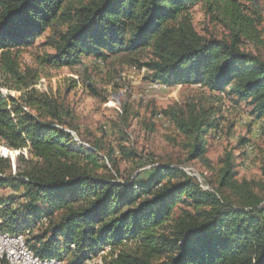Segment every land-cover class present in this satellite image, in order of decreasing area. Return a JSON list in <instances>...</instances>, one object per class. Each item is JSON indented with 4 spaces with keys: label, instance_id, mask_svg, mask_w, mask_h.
<instances>
[{
    "label": "trees",
    "instance_id": "1",
    "mask_svg": "<svg viewBox=\"0 0 264 264\" xmlns=\"http://www.w3.org/2000/svg\"><path fill=\"white\" fill-rule=\"evenodd\" d=\"M262 1L0 0L1 59L29 89L36 83L21 74L13 53L48 32L56 54L45 60L57 68L82 65L84 54L103 62L108 54L135 58L148 51L146 62L134 64L146 68L151 83L200 86L236 98L252 109L255 122H264V54L246 48H264ZM197 6L208 24L225 32L200 34ZM28 95L17 101L0 93V146L29 152L27 166L14 176L9 157L0 153V191H11L0 199V218L12 235L29 234L36 256L66 261L72 254L74 264L110 248L113 259L106 264H264V181L237 180L231 151L208 182L210 190L170 164L154 165L144 183L119 181L98 174L107 173L100 147H77L69 131L78 129L64 104L37 91ZM216 112L191 104L159 114L184 137L187 162H205L209 170L205 138L222 131Z\"/></svg>",
    "mask_w": 264,
    "mask_h": 264
},
{
    "label": "rangeland",
    "instance_id": "2",
    "mask_svg": "<svg viewBox=\"0 0 264 264\" xmlns=\"http://www.w3.org/2000/svg\"><path fill=\"white\" fill-rule=\"evenodd\" d=\"M88 1L74 0L76 5ZM260 5L264 16V0ZM193 16L194 25L203 36L215 37L225 32L208 24L200 6L195 7ZM52 36L53 32H48L32 48L13 53L21 74L36 83L29 89L10 74L0 54V93L17 101L23 97L28 100V94L34 91L58 99L72 113V122L78 130L69 133L77 147L89 152L93 151L91 145L100 147V163L107 166V173L100 172L99 175L144 183L154 175L157 167L154 165L170 164L182 167L204 189L210 190L213 186L208 182L214 180V173L221 168V159L231 151L235 157L237 180L264 181V122L254 121L248 105L237 103L233 97L212 94L200 86L163 87L151 83L146 68L140 69L134 64V60L146 62L144 55H148V51L135 58L128 54H108L103 56V62L96 55L84 54L83 64L76 68L54 67L45 60L56 54L53 46L48 45ZM246 48L264 54V48L256 50L251 44ZM32 103L38 105L34 100ZM191 104L215 108L217 119L222 122L221 134H215L213 130L205 138L206 160L212 170L199 160L187 162L184 137L177 133L170 119L159 115L170 107ZM25 111L35 114L30 108ZM0 153L9 157L13 176L19 167L27 166L28 150L11 151L0 146ZM109 156L116 162L121 177L113 170ZM9 195V189L0 191L1 200ZM19 203L21 201L15 202L13 207L18 209ZM25 219L22 214L21 221ZM72 259L74 256L70 254L66 261ZM103 259L109 258L103 255Z\"/></svg>",
    "mask_w": 264,
    "mask_h": 264
},
{
    "label": "bare ground",
    "instance_id": "3",
    "mask_svg": "<svg viewBox=\"0 0 264 264\" xmlns=\"http://www.w3.org/2000/svg\"><path fill=\"white\" fill-rule=\"evenodd\" d=\"M46 222V220H43L38 224V226H42ZM0 239H3V241H20V248H22V251L28 252V256H31L38 264H69V262L57 258L42 259L36 256L35 253L30 249V246L27 242V236L23 234L12 235L11 233L7 232V230L5 231L3 228L2 218H0ZM110 253V248H106L105 251H101L97 254H90L85 260L74 264H106L113 259V257L110 256ZM103 255H107L109 259L104 260ZM0 264H18V262L13 259L11 254H8L7 251H2V241H0Z\"/></svg>",
    "mask_w": 264,
    "mask_h": 264
},
{
    "label": "built area",
    "instance_id": "4",
    "mask_svg": "<svg viewBox=\"0 0 264 264\" xmlns=\"http://www.w3.org/2000/svg\"><path fill=\"white\" fill-rule=\"evenodd\" d=\"M0 241H2V251H7L8 254H11L18 264H38L31 256H28V252L22 251L20 241H3V239H0Z\"/></svg>",
    "mask_w": 264,
    "mask_h": 264
}]
</instances>
